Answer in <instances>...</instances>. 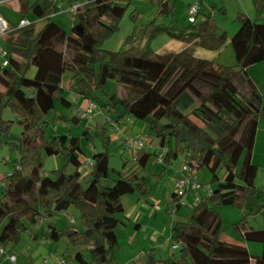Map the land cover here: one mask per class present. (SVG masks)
Segmentation results:
<instances>
[{"label": "trees", "instance_id": "16d2710c", "mask_svg": "<svg viewBox=\"0 0 264 264\" xmlns=\"http://www.w3.org/2000/svg\"><path fill=\"white\" fill-rule=\"evenodd\" d=\"M170 1L160 0L157 14L170 13L173 9ZM18 2L21 16L32 13L45 23L38 32L34 23L24 28L13 27L5 40L9 65L0 66L3 88L0 136L7 134L10 127V121L1 118L6 107L16 116L22 132L16 142L9 141L20 158L2 180L0 225L4 224L0 249L6 242L19 241L20 233L25 230L23 218L35 224L45 215L65 212L72 206L79 212L84 230L66 228L60 232L49 226L48 238L56 242L65 234L70 244L87 249L90 262L77 251L74 259L78 264L114 261L119 247L116 226L122 222L119 216L124 209L117 185L111 183L107 151L92 155L93 166L83 188L79 173L80 140L65 135L45 136L44 119L53 112L55 101L64 108L72 106L63 98L61 87L63 74L69 71L72 73L70 91L93 104L91 92L104 91L107 80L115 81L124 95L104 93L102 107L109 119L119 122L123 116L130 115L136 122H146L160 147L168 144L170 138L175 143L173 150L167 148L163 163L170 165L178 156H183L184 163L197 171L209 169L211 184H216L211 194L201 197L187 220L173 224L170 243L180 244L179 257L172 255L154 264H264V229L248 227L245 219L235 226L245 241L262 245L261 255L252 257L245 247L221 239L222 222L217 211L225 204L246 206L250 203V215L262 209L264 188L255 187L257 167L251 162V153L258 125L264 120V93H258L245 71L264 62V23L237 14L235 21L239 28L230 40L235 65L227 67L196 58L189 50L162 56L141 53L132 37L126 41L129 46L126 50H102V42L117 32L125 13V8L113 0H83L72 16L73 24L68 32L53 21L54 5L42 6L39 0ZM76 3L78 0L71 1L68 8ZM209 21L190 37L198 39L204 49L217 50L224 37H216ZM31 67L35 73L28 78L26 73ZM71 121L78 124V112ZM42 154H61L75 171L70 174L56 170L45 175ZM150 156L139 152L135 159L136 171L121 176L120 182L141 192L146 181L138 173L145 169ZM218 169L224 171L222 181L217 176ZM170 202L178 211L177 200Z\"/></svg>", "mask_w": 264, "mask_h": 264}, {"label": "rangeland", "instance_id": "374dc122", "mask_svg": "<svg viewBox=\"0 0 264 264\" xmlns=\"http://www.w3.org/2000/svg\"><path fill=\"white\" fill-rule=\"evenodd\" d=\"M35 0H32L34 2ZM73 0L63 2L61 0H40L42 6L54 5L55 21L65 31H70L73 20L72 16L65 12L69 3ZM117 5L125 8V13L119 21L118 30L112 36L105 39L101 44V49L107 52H118L129 48L126 41L132 37L134 46L139 52L162 56L166 54H176L184 50H189L199 59L212 61L222 66H234V52L230 43L232 36L239 28L235 21L237 14H245L251 21L264 23V0H199V16L194 22H188V8L196 0H171L169 3L170 13L157 14L159 10L158 2L160 0H113ZM83 4V0H78ZM16 1L0 6V12L12 27H16L21 19L34 23L35 31L38 32L44 25L45 21L29 13L26 17L17 13L14 8ZM61 7V8H60ZM212 22L216 37H224L223 44L217 50H208L199 46L198 39H191V35H196L201 25ZM209 21V22H210ZM5 42V41H4ZM0 45L6 48L5 44L0 41ZM35 69L31 67L26 77L32 78ZM72 73L66 71L63 74L61 87L63 88V98L70 101L72 106L64 108L59 105L58 101L54 103V110L45 117L47 127L44 128L45 136L65 135L75 137L80 140L81 154L79 159L91 158L93 154L107 151L109 156V175L111 183L117 185L120 199L125 211L119 216L120 221L116 226V236L119 240V247L115 252L112 264H131V259L137 252L146 256V264H154V259H167L170 256L179 257V250L172 251L171 243L167 244V237L170 233L171 226L178 221L187 220V216L192 212V202L194 197H204L207 189H212L216 184H211L212 175L207 168L198 170L196 183L201 186L192 190L185 198L181 200L182 205L178 211H175L174 203L170 202L176 199L173 191L175 179L178 176L181 167L184 164L183 156H178L170 165L159 162L157 156L160 151L159 140L149 132V125L146 122L134 121L130 115H125L118 122L121 135L117 136L115 130L106 124L110 118L108 112L102 107L105 101L104 93L108 95H117L123 97L122 87L117 85L113 80H107L104 84V91L93 90L91 97L94 99V105L91 108V114L83 117L82 112L87 111L89 100L78 96L70 91L72 85ZM264 93V88H260ZM0 91L3 88L0 86ZM78 114L79 122L74 124L71 118ZM122 113V111H121ZM1 118L4 121H10V127L7 134L0 136V196L3 178L13 171L14 162L19 160V152L9 141L16 140L21 135V127L17 123L16 116L10 108L2 110ZM197 125L201 126L198 119L191 118ZM131 121L132 123H129ZM87 132V133H86ZM142 135L146 140V151L151 154L149 161L144 170L138 173L139 178L145 179V186L141 192L133 191L128 185L120 182V177L132 175L136 171L135 160L128 157L127 153L121 148L120 141L125 136ZM146 136V137H145ZM173 139H169L168 144L164 147L173 150ZM106 146V148H105ZM263 154V153H262ZM42 173L51 175L53 171L64 170L66 173H73L74 166L67 165L61 154L56 156H47L42 154ZM28 172V169L25 170ZM223 170L218 169L217 176L221 179ZM80 183L83 188L86 186L89 170H85L82 165L79 169ZM256 185L259 190L264 186V175L259 172ZM255 185V187H256ZM147 193H144V192ZM246 206H232L225 204L217 208L221 219V237L225 239L242 238L241 234L235 228L236 225L245 219L246 225L254 229L264 228V208L255 215H250L251 204ZM264 207V199L261 203ZM145 208V215L141 214ZM42 211V209H41ZM148 211V213H147ZM157 213L155 220L151 217ZM141 216V217H140ZM143 216V217H142ZM134 218L140 220L143 228L138 234L140 242H144L141 249L129 246L124 242L128 237V231H125V225L132 222L131 228H134ZM25 230L20 233L17 243L6 242L0 255V264H58L64 260V264H78L74 255L77 251L82 252L87 262H90V253L87 249L77 248L69 243L65 234H62L56 242L48 238L49 226L54 227L57 231H63L66 228L74 229L78 232L84 230L79 212L70 206L65 212H53L51 216H44L35 224L30 223L26 218L21 220ZM4 223L0 225L1 228ZM166 229V234L162 235ZM157 230L159 241H162L161 251L156 254L148 255L150 249L156 248V238H153V232ZM170 241V239H168ZM167 244L170 253H166L164 245ZM250 244L259 245L257 242ZM157 249V248H156ZM6 254H13L15 262L4 261ZM252 255V254H251ZM257 257V256H256ZM151 261V262H150ZM139 262V261H138ZM133 264V263H132Z\"/></svg>", "mask_w": 264, "mask_h": 264}, {"label": "built area", "instance_id": "2783aa9c", "mask_svg": "<svg viewBox=\"0 0 264 264\" xmlns=\"http://www.w3.org/2000/svg\"><path fill=\"white\" fill-rule=\"evenodd\" d=\"M17 1V0H0V6L8 4L10 2ZM82 6L80 3L73 4L70 6L65 12L70 14L71 16L75 15L76 11ZM199 13V2L198 0L194 1L188 8V22H194L197 14ZM31 25L28 20H21L18 24V28H24ZM13 28L10 27L8 22L4 19V17L0 14V39L7 36V34L12 31ZM9 65L8 61V52L7 50L0 45V66L2 68H6ZM92 102H88V110L82 112L83 117H88L91 114V108L93 107ZM81 111L78 110V114ZM109 125L115 130L116 135H121V131L119 130L118 122L112 121L109 118ZM129 123H132L129 121ZM146 137V136H145ZM121 148L124 152L127 153L128 157L132 160H135L138 153L144 151L146 149V140L142 135H135V136H125L120 141ZM167 153V147H160L159 154L157 159L159 162H163L164 156ZM80 164L84 167L85 170H91L93 166V162L91 158H85L84 160H80ZM198 171L193 167L183 164L181 170L178 173V176L175 179V183L173 186L174 194L176 195L177 203L179 206L182 205L181 200L187 196L192 190V187L196 190L200 189L201 186L196 183ZM206 194H211V189H207ZM201 201V197L197 196L193 198L192 208L198 205ZM180 244H172L171 249L172 251H176L179 248ZM4 252L0 249V255H3ZM4 261H9L11 263L15 262V257L10 254H6ZM58 264H64V260H60Z\"/></svg>", "mask_w": 264, "mask_h": 264}, {"label": "crops", "instance_id": "0c3cea01", "mask_svg": "<svg viewBox=\"0 0 264 264\" xmlns=\"http://www.w3.org/2000/svg\"><path fill=\"white\" fill-rule=\"evenodd\" d=\"M35 1H37V0H35ZM14 10L17 13L19 11V2H18V0L16 1V5H15ZM0 14H1V12H0ZM53 17H54V15H53ZM21 20H25V19H21ZM10 27H12V26H10ZM5 40H6V37L0 39V41L2 43H4V44H5V42H4ZM245 72H246L247 78H249L254 83V85L256 86V89H257L258 93L259 94H263L262 93L263 91H261L260 88H264V62L249 67L248 69H246ZM144 152L149 153V151H146V150H144ZM251 162L257 167V175H256V180H255V185H256L259 172L261 171V175H264V120L260 121V123L258 125V129H257V132H256V137H255V141H254V145H253V149H252V153H251ZM223 177H224V171L222 172V176H221L220 181H222ZM256 188L258 189L257 185H256ZM263 188H264V186H263ZM263 199H264V196L261 199V203L263 202ZM122 205H123V203H122ZM262 208H264L263 205H262ZM123 209H124V206H123ZM141 209L143 211L140 212V213L145 215V212H146L145 208L143 207ZM124 211H125V209H124ZM262 211H263V209H262ZM147 213H148V211H147ZM151 217L153 218V220H155L156 217H157V213H154ZM131 224H132V222H131ZM131 224L127 223L124 226L125 227V231H128V237H125L124 242H126L129 246L136 247L138 245L141 249H145V248L147 249V247H145V248L142 247L143 246L142 244L144 242H142V241L140 242V238L141 237H139V235H138L140 233L141 229L143 228V224H141L140 220L137 219V218H134V228L130 227ZM172 226H171V228H172ZM250 228H252V227H250ZM252 229H254V228H252ZM263 229H261V230H263ZM254 230H260V229H254ZM166 232L167 231L165 229L163 231L162 235H165ZM158 234H159L158 231L155 230L153 232V235H152L153 238H156V242L159 241V239H160V236H158ZM170 237H171V229H170V233L168 234V237H167V244L168 243L170 244V241L168 240V239H170ZM228 238L229 239H225L224 237H221V239L224 242H226V243L238 244V245H241V246L245 247L248 250L249 254L250 255L252 254L251 255L252 257L260 256L261 253H262V245H261V248H260L259 245L250 244V242L245 241L243 238H240V239L239 238H231V237H228ZM118 242H119V240H118ZM167 244L164 245L163 248H165L166 253L168 254V256H170L169 255L170 250H169V247H167ZM161 246H162V241H159L158 244L155 245V247L157 249L156 248L150 249V251L148 252V255H152L153 256L154 254H156V252L157 253L158 252H162L161 251ZM154 258H152V261L155 262L156 259H154ZM146 262H147L146 256L141 254V252H137L136 255L131 259V264L132 263L133 264H146Z\"/></svg>", "mask_w": 264, "mask_h": 264}, {"label": "water", "instance_id": "95a60500", "mask_svg": "<svg viewBox=\"0 0 264 264\" xmlns=\"http://www.w3.org/2000/svg\"><path fill=\"white\" fill-rule=\"evenodd\" d=\"M75 29H76V31L80 32V29H79V27H76Z\"/></svg>", "mask_w": 264, "mask_h": 264}]
</instances>
